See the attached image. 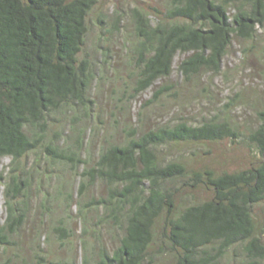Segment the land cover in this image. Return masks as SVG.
<instances>
[{"label": "trees", "instance_id": "trees-1", "mask_svg": "<svg viewBox=\"0 0 264 264\" xmlns=\"http://www.w3.org/2000/svg\"><path fill=\"white\" fill-rule=\"evenodd\" d=\"M96 2L0 0V160L17 161L36 150L52 114L92 103L86 96L93 81L91 65L80 55ZM133 15L139 39L135 47L139 67L135 93L139 95L171 75L178 53H191L179 66L187 76L203 68L219 72L233 42L254 39L264 24V0H173L163 20L154 22L136 9ZM166 90L160 88L154 100ZM258 116L261 124L250 140L256 143L262 162L236 173L189 171L181 162L163 164L156 156L161 146L236 138V130L227 122L158 126L111 144L93 163L80 157V137L76 151L50 144L48 153L82 170L78 196L98 182L106 186L105 195L94 196L84 205L102 209L100 221L119 231L113 247L99 245L97 264H154L152 248L159 221L163 223L160 242L175 264H218L232 249L242 254L236 264H260L264 243L257 234L254 208L264 201V110ZM180 181L212 195L178 205L176 191L166 184ZM27 186V181L11 177L6 187L8 217L0 226L1 260L18 246L15 238L24 225L25 211L15 201L24 196ZM79 213L80 221L88 223L81 209ZM52 231L61 240L73 234L62 226ZM10 263L9 258L2 264ZM20 264L28 262L22 259ZM83 264L91 263L85 258Z\"/></svg>", "mask_w": 264, "mask_h": 264}, {"label": "rangeland", "instance_id": "rangeland-1", "mask_svg": "<svg viewBox=\"0 0 264 264\" xmlns=\"http://www.w3.org/2000/svg\"><path fill=\"white\" fill-rule=\"evenodd\" d=\"M172 2L97 0L88 16V32L80 55L91 65L93 81L86 96L92 103L52 114L45 138L36 150L17 161L10 157L0 160V226L8 217L5 191L11 177L28 183L24 196L15 201L25 211L24 225L15 238L18 246L8 250L1 264L9 258L10 264H20L22 259L28 264H83L85 258L97 264L99 245L113 247L118 241L119 231L111 223L100 221L103 210L84 206L94 196L105 195L106 186L98 182L95 188L78 196L82 170L48 153L50 144L76 151L80 137V157L93 163L111 144L158 126L227 122L236 130V138L161 146L156 150L158 160L163 164L181 162L189 171L210 169L216 174L236 173L262 162L250 135L260 126L258 114L264 110V24L257 28L254 39L233 42L219 72L203 68L187 76L179 66L191 53H178L169 77L139 95L135 93L139 74L135 47L139 39L133 12L136 9L156 22L165 18ZM162 87L167 90L154 100ZM166 187L176 191L177 204L182 206L212 195L205 188L185 186L183 181L167 183ZM80 209L88 223L80 221ZM254 215L257 234L264 243V201L255 206ZM58 226L71 230V238L59 239L52 231ZM162 227L159 221L152 248L154 264H175L173 255L160 242ZM241 255L238 249L229 250L218 264H236ZM260 264H264V258Z\"/></svg>", "mask_w": 264, "mask_h": 264}]
</instances>
